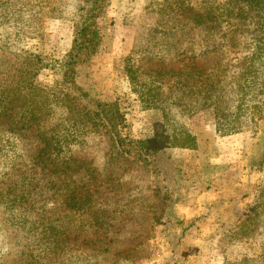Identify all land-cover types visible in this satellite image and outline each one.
Instances as JSON below:
<instances>
[{"label": "rangeland", "instance_id": "obj_1", "mask_svg": "<svg viewBox=\"0 0 264 264\" xmlns=\"http://www.w3.org/2000/svg\"><path fill=\"white\" fill-rule=\"evenodd\" d=\"M92 1L0 0V41L14 44L13 24L36 6L65 13L20 32L23 47L47 64L36 83L54 89L74 38L70 12ZM180 2L192 14L214 9L222 31L239 26L220 15L232 6H210L222 0H108L98 19L100 49L79 66L77 84L94 98L118 101L129 138L166 139L183 127L194 139L151 154L145 168L109 155L102 124L73 148L91 170L63 175L37 162L42 143L34 131L0 124V264H264V58H253L249 31H237L236 46L227 42L231 34L205 37L200 28L174 38L154 33L159 8ZM8 12H15L10 21ZM129 60L159 93L158 104L133 91ZM159 63L182 68V75L149 71ZM247 78L262 83L247 93L245 84L244 95ZM65 117L62 106H52L54 124ZM88 191L82 200L76 193Z\"/></svg>", "mask_w": 264, "mask_h": 264}, {"label": "trees", "instance_id": "obj_2", "mask_svg": "<svg viewBox=\"0 0 264 264\" xmlns=\"http://www.w3.org/2000/svg\"><path fill=\"white\" fill-rule=\"evenodd\" d=\"M182 3L184 2H180L179 6L175 7L159 8V20L156 27L153 28L154 33L168 34L167 36L174 38L178 36L176 34L180 30L191 32V30L200 28L205 37L219 32L220 39L225 40L229 33L231 35L227 42L236 46L241 33L249 31L254 43L253 58L255 60L264 58V0H222L220 4H210V6H226V9L227 6H232L228 14L220 13V15L226 16L224 20L227 22L231 19L230 17L234 18L236 21L234 25L239 24V26L229 27L225 31H222L219 18L214 17V9L198 10L192 14L188 13L190 8ZM203 3H207V1ZM107 5L108 0H93L90 4L86 3L78 9L74 8L75 10H73L72 8L73 12L70 14L76 18L74 38L70 50L60 61L61 75L54 89L36 83L35 77L43 68L47 67V64L40 54L23 47L20 32L31 26L40 30L41 27L36 26L40 20L50 16L51 13L57 17L64 16L65 13L55 8L45 10V7L36 6L37 9L26 12L25 22L13 24V28L19 36L14 44H4L0 41V124L15 133L34 131L42 143V147L36 154V159L41 168L47 172L62 173L63 175H70L81 169L89 172L91 166L88 161L76 158L73 148L85 143L86 136L99 130L102 124H105L110 137L109 155L131 158L145 168L150 163L149 156L151 154L167 147L185 146L187 140L194 139L183 127L176 130L174 134L168 135L166 139L129 138L123 133L126 118L118 101L94 98L77 84L79 66L89 63L92 56L100 49L103 30L98 19L106 13ZM14 14L15 12H8L9 21ZM247 21L252 24L250 28L246 26ZM214 29L219 30L215 31ZM237 31L240 32L238 36H236ZM207 39L209 40V38ZM6 55H11L13 61H7ZM12 63H16V67L15 72L10 73L6 66L8 67ZM197 68L198 66H195V69ZM151 69L149 71H157L162 76L182 75L180 72L183 71L178 66H168L164 63H159L157 68L151 67ZM127 73L133 91L137 93L138 98L149 103L150 106L158 104L160 97L157 99V95L159 93L152 92L149 83L143 81L142 74L144 75V73L139 72L130 60ZM260 83L262 82L258 79L247 78L246 82L242 84L244 95L245 84H247V93L250 86ZM149 87L150 89L147 91L146 89ZM262 87H264V80ZM53 105L62 106L66 110V117L62 123L54 124L50 120ZM232 131H237V129ZM76 193L81 200L90 195L89 191L83 194Z\"/></svg>", "mask_w": 264, "mask_h": 264}, {"label": "crops", "instance_id": "obj_3", "mask_svg": "<svg viewBox=\"0 0 264 264\" xmlns=\"http://www.w3.org/2000/svg\"><path fill=\"white\" fill-rule=\"evenodd\" d=\"M198 200H199V199H198ZM199 201H200V200H199ZM214 201H216V200H214ZM200 203H201V202H200ZM202 203L207 204L208 202H206V203H205V202H202ZM197 204H198V203H195V205L193 206V208L196 207V206H198ZM188 210H192V208H189Z\"/></svg>", "mask_w": 264, "mask_h": 264}]
</instances>
